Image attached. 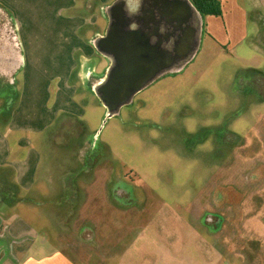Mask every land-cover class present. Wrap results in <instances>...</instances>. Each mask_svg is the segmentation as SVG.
<instances>
[{"label": "crops", "instance_id": "1", "mask_svg": "<svg viewBox=\"0 0 264 264\" xmlns=\"http://www.w3.org/2000/svg\"><path fill=\"white\" fill-rule=\"evenodd\" d=\"M220 1V16H204L190 0H0V264H102L75 240L102 239L82 225L101 222L92 211L112 199L117 175L87 160L83 104L117 113L205 45L216 55L253 46L251 14L264 17V0Z\"/></svg>", "mask_w": 264, "mask_h": 264}, {"label": "rangeland", "instance_id": "2", "mask_svg": "<svg viewBox=\"0 0 264 264\" xmlns=\"http://www.w3.org/2000/svg\"><path fill=\"white\" fill-rule=\"evenodd\" d=\"M260 20L252 11L250 26L259 22L253 46L243 42L216 55L205 45L175 76L142 85L117 113L95 98L83 104L92 120L80 129L90 143L87 160L99 159V170L117 175L106 190L112 202L92 211L102 225L99 218L82 225L84 234L101 231L102 239L75 240L102 254L92 261L264 264Z\"/></svg>", "mask_w": 264, "mask_h": 264}, {"label": "trees", "instance_id": "3", "mask_svg": "<svg viewBox=\"0 0 264 264\" xmlns=\"http://www.w3.org/2000/svg\"><path fill=\"white\" fill-rule=\"evenodd\" d=\"M202 15H221L220 0H190Z\"/></svg>", "mask_w": 264, "mask_h": 264}, {"label": "clouds", "instance_id": "4", "mask_svg": "<svg viewBox=\"0 0 264 264\" xmlns=\"http://www.w3.org/2000/svg\"><path fill=\"white\" fill-rule=\"evenodd\" d=\"M130 30H137L139 28V25L133 21L130 26H129ZM159 31L161 34H164L166 31H167V28L165 25H161L160 28H159ZM174 37L173 38H170V40L164 44H162V47H164L166 50H171L172 47H173V44H174ZM156 40L157 38L155 36L151 37V43L155 44L156 43Z\"/></svg>", "mask_w": 264, "mask_h": 264}]
</instances>
